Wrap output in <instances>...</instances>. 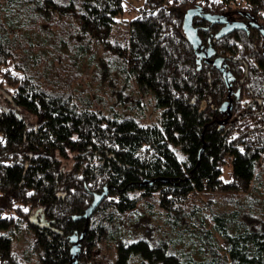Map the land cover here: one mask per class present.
Returning a JSON list of instances; mask_svg holds the SVG:
<instances>
[{
  "label": "trees",
  "instance_id": "obj_1",
  "mask_svg": "<svg viewBox=\"0 0 264 264\" xmlns=\"http://www.w3.org/2000/svg\"><path fill=\"white\" fill-rule=\"evenodd\" d=\"M195 7L264 26V0H144L124 23L122 0H0V264H31L12 236L22 227L34 264H68L69 237L83 231L77 264H264V110L252 116L264 100L263 36L249 26L217 40L221 25L193 21L241 90L228 116L221 72L197 64L183 35ZM98 48L153 94L156 123L105 113L74 86L78 58ZM105 190L87 224L74 218ZM33 211L49 227L32 225Z\"/></svg>",
  "mask_w": 264,
  "mask_h": 264
},
{
  "label": "rangeland",
  "instance_id": "obj_2",
  "mask_svg": "<svg viewBox=\"0 0 264 264\" xmlns=\"http://www.w3.org/2000/svg\"><path fill=\"white\" fill-rule=\"evenodd\" d=\"M233 1V0H232ZM144 2V0H122V12L115 17L116 21L121 20L128 21L130 18L136 15L137 8ZM235 6V3H232ZM125 27L122 23L119 24L118 31L115 37L118 41L122 40L123 36H119L120 31ZM120 29V30H119ZM32 34L33 32H29ZM34 34V33H33ZM33 40L36 42L41 41L40 34H34ZM97 55L95 57H79L77 60V65L80 68V76L77 78V82L74 84L75 87L80 89H87V94L98 106L102 104L105 107V113L112 112V109L116 110L120 115H125L128 117H135L138 121L143 124L156 123L161 117V108H157L155 105L153 94L147 91L140 90L136 84L132 82L131 79H124L117 74L116 69H113L110 62L112 55L104 52L102 48L96 50ZM113 60V59H112ZM121 64H117L120 68ZM99 70L100 75H98ZM118 92H121L118 94ZM7 94L5 90H0V96ZM8 95V94H7ZM123 99L121 100V97ZM228 96V93H227ZM139 100V102H138ZM103 107V105L101 106ZM141 107V109H140ZM142 110V111H141ZM18 113L26 118V121L35 124V118L27 111L21 109L17 110ZM72 154L70 157L63 159L61 164L70 168L72 165ZM230 167L224 166V172L222 179H229ZM34 212V211H33ZM31 214H34V213ZM14 242L16 243V252L25 250L29 257V263L34 264V260L37 256L36 250L31 248L34 245L33 235L31 231H27L25 228L16 231L15 235H12ZM32 255V257L30 256ZM22 259V258H21Z\"/></svg>",
  "mask_w": 264,
  "mask_h": 264
},
{
  "label": "water",
  "instance_id": "obj_3",
  "mask_svg": "<svg viewBox=\"0 0 264 264\" xmlns=\"http://www.w3.org/2000/svg\"><path fill=\"white\" fill-rule=\"evenodd\" d=\"M184 18L181 24L182 31L184 38L187 39L189 44L191 45L192 49L194 50L195 58L197 59V64H201V61L204 60L205 63L210 62L215 69H217L219 72H221L222 79L225 82L226 88L228 92L227 99L222 101L221 105L219 106V111L221 113H226L228 116H231L232 114V106H233V101L231 102L230 97L232 94L235 95L237 99L240 97V89H236L237 91L235 92L232 89V85L236 79L232 76V74L226 69L225 62L223 58L221 57H215L214 59L210 60L209 58L212 57L215 54L214 48L210 44L208 46L204 47L202 44L201 37L198 35V27L193 26V21L195 17H200L201 19H204L206 22H209L210 24H220L223 25L218 32L215 33L214 37L218 40L219 38L228 35L231 33L233 30H240L244 28V24L239 20V21H231L227 19V17L223 14H217V15H212L209 13H202L199 8H189L184 12ZM249 19V23L252 24L253 27H255L261 35L264 36V26L260 25L257 23V21L250 15H246ZM200 68V66H199ZM245 68V74L244 76H247V66H244ZM244 81L243 77L240 79L239 83L242 84ZM7 97L8 95L5 94ZM200 106V111H204L206 109L207 103L204 101L201 102ZM13 105H17L15 102H13ZM202 152V148L199 152ZM106 190L102 194H95L93 201L90 203V205L85 209L84 213L82 216H76V218H85L86 222L85 224L88 223L89 216L92 214V212L95 210L99 202L105 197ZM38 212L31 214L29 216V222L36 226L38 229L44 228V227H49V223L47 219H45L44 215L41 214L39 218H37ZM85 235V231H83L81 234H73L69 237L71 247L69 249L70 251V256H69V263L68 264H77V259L79 256L80 252V242L83 240Z\"/></svg>",
  "mask_w": 264,
  "mask_h": 264
},
{
  "label": "flooded vegetation",
  "instance_id": "obj_4",
  "mask_svg": "<svg viewBox=\"0 0 264 264\" xmlns=\"http://www.w3.org/2000/svg\"><path fill=\"white\" fill-rule=\"evenodd\" d=\"M198 18H200V17H198ZM229 20H231V21H241L243 24H244V28L243 29H247V27H253L252 26V24H250L249 23V19H248V17L245 15V16H243V15H240L239 14V16H231L230 18H228ZM216 25V24H215ZM218 25H220V24H218ZM223 25H221V27H222ZM220 27V28H221ZM253 28H255V27H253ZM256 29V28H255ZM238 30V29H237ZM257 30V29H256ZM207 31H208V27L204 30V34L206 35L205 37H207L206 38V43L205 44H203V46L204 47H206V46H208V43L210 42V40H211V37H210V35H207ZM258 31V30H257ZM259 32V31H258ZM260 33V32H259ZM215 35V34H214ZM213 35V36H214ZM261 35V34H260ZM263 36V35H262ZM263 40H264V36H263ZM215 57H217L216 56V53L212 56V57H210L209 59L210 60H212V59H214ZM204 63L205 65H211V63L210 62H208V63H205V61L204 60H202L201 61V63ZM212 66V65H211ZM240 81V80H239ZM232 89L236 92L237 90L236 89H234L233 87H232ZM241 91V90H240ZM229 92V91H228ZM235 97V95L234 94H232V96L230 97V100H232V97ZM258 100V105H260V107L261 108H259V109H256V110H254L253 111V113L252 114H254V115H252L253 117H260L261 116V113L263 112V110H264V100H261V99H257ZM38 216H39V214H38ZM38 216H37V218H38ZM39 233H41V232H39Z\"/></svg>",
  "mask_w": 264,
  "mask_h": 264
},
{
  "label": "built area",
  "instance_id": "obj_5",
  "mask_svg": "<svg viewBox=\"0 0 264 264\" xmlns=\"http://www.w3.org/2000/svg\"><path fill=\"white\" fill-rule=\"evenodd\" d=\"M239 5V4H238Z\"/></svg>",
  "mask_w": 264,
  "mask_h": 264
}]
</instances>
